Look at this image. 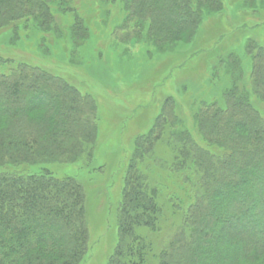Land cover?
<instances>
[{"label": "trees", "instance_id": "obj_1", "mask_svg": "<svg viewBox=\"0 0 264 264\" xmlns=\"http://www.w3.org/2000/svg\"><path fill=\"white\" fill-rule=\"evenodd\" d=\"M258 1V0H256ZM264 4V0H259ZM127 16L159 45L187 38L204 10L221 0H122ZM69 0H0V30L52 29L55 9ZM245 70L230 63L231 84L193 115L198 143L168 98L152 127L137 137L117 210L118 240L109 264H146L153 243L142 230L160 228L158 189L141 163L165 137L174 140L172 167L197 191L184 225L159 254L160 264H264V44L251 38ZM229 57H234L231 53ZM223 62V61H222ZM217 75V74H215ZM243 87H240V82ZM255 101H257L255 103ZM96 103L65 78L27 62L0 72V264H80L89 249L85 194L71 176L43 165L92 158ZM36 168L35 171H31Z\"/></svg>", "mask_w": 264, "mask_h": 264}, {"label": "rangeland", "instance_id": "obj_2", "mask_svg": "<svg viewBox=\"0 0 264 264\" xmlns=\"http://www.w3.org/2000/svg\"><path fill=\"white\" fill-rule=\"evenodd\" d=\"M69 1L65 11L53 12L50 31L26 35L21 30L14 39L9 28L0 30V72L27 62L93 96L97 136L92 158L43 166L58 176L74 177L82 185L89 249L80 264H109L118 240L117 210L124 175L137 137L152 127L165 101L172 98L180 120L204 144L193 115L202 102L223 104L235 56L240 60L237 72L244 66L248 84L251 61L246 44L251 38L264 44V4L221 0L222 10H204L187 38L156 46L144 30L136 28L135 21L125 22L122 0ZM231 53L234 57L230 58ZM256 107L264 117V104L258 101ZM167 138L141 163L158 189L162 208L159 230H142L154 248L146 264H160V252L184 225V214L197 191L172 167L174 140ZM254 226L257 231L264 229L263 223L256 222L240 228Z\"/></svg>", "mask_w": 264, "mask_h": 264}]
</instances>
